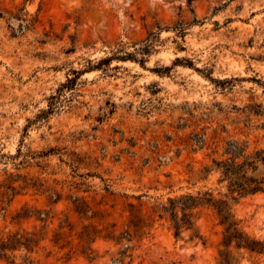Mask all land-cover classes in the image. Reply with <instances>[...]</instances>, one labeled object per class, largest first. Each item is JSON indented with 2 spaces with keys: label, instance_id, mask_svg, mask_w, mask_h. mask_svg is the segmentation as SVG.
I'll list each match as a JSON object with an SVG mask.
<instances>
[{
  "label": "rangeland",
  "instance_id": "rangeland-1",
  "mask_svg": "<svg viewBox=\"0 0 264 264\" xmlns=\"http://www.w3.org/2000/svg\"><path fill=\"white\" fill-rule=\"evenodd\" d=\"M149 37L144 67L83 72ZM263 125L264 0H0V230L43 238L15 264H218L212 209L200 240L152 208L215 189L203 168L228 140L264 147ZM233 213L264 239V195Z\"/></svg>",
  "mask_w": 264,
  "mask_h": 264
},
{
  "label": "trees",
  "instance_id": "trees-1",
  "mask_svg": "<svg viewBox=\"0 0 264 264\" xmlns=\"http://www.w3.org/2000/svg\"><path fill=\"white\" fill-rule=\"evenodd\" d=\"M141 45L143 46L135 52L124 56L109 57L98 64L90 61L83 72L101 70L103 65L113 60L132 61L144 67L147 62L145 57L151 55L154 43L149 37ZM262 127L264 128V125ZM195 137L191 141V145L197 147L194 152L208 147L206 134ZM202 173L205 180L216 176L215 189L210 188L196 194L188 193L169 198L164 203H156L152 208V218L169 222L176 237L184 231H191L194 238L202 240L196 227V212L201 209H212L219 226L223 229L218 264H238L236 254L240 252L264 256V239H256L246 233L233 213V205L241 199L264 195V147L251 148L247 142L228 140L224 142L223 153L219 157L211 158ZM11 191L12 199L9 203L17 196L16 188H12ZM2 195L0 186V198ZM42 240L43 238L36 240L34 234L19 232L5 234L0 230V262L15 264L16 253L21 251L32 253ZM117 262L125 264L124 258Z\"/></svg>",
  "mask_w": 264,
  "mask_h": 264
}]
</instances>
